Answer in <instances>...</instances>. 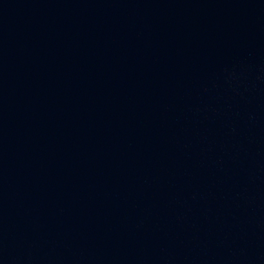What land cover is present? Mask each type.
<instances>
[{
  "label": "water",
  "instance_id": "95a60500",
  "mask_svg": "<svg viewBox=\"0 0 264 264\" xmlns=\"http://www.w3.org/2000/svg\"><path fill=\"white\" fill-rule=\"evenodd\" d=\"M0 264H264V0H0Z\"/></svg>",
  "mask_w": 264,
  "mask_h": 264
}]
</instances>
